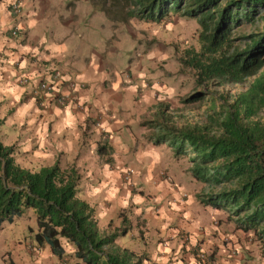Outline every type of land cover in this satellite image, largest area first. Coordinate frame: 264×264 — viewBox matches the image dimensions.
Returning <instances> with one entry per match:
<instances>
[{"label": "crops", "instance_id": "obj_1", "mask_svg": "<svg viewBox=\"0 0 264 264\" xmlns=\"http://www.w3.org/2000/svg\"><path fill=\"white\" fill-rule=\"evenodd\" d=\"M10 2L0 0V143L14 148L16 163L29 170L56 162L76 167L78 197L93 207L100 230L127 227L116 245L145 254L143 264H264V255L253 253L251 233L235 229L224 211L198 201L203 185L191 177L188 164L166 144L154 146L147 138L141 124L179 90L164 80L154 88L170 94L152 97V85L131 57L137 47L134 29L121 26L114 36L109 30L87 37L67 34L57 44L47 36L28 38L27 28L37 23V2L23 19L10 13ZM16 25L21 31L13 37ZM53 70L65 81L85 85L72 91L73 102L84 109L48 104L46 96L33 97V85L18 83L21 77L46 79ZM128 169L134 174L126 180ZM140 186L149 189L137 191ZM36 233L31 209L2 223L0 264H77L64 239L65 255L58 258L35 241Z\"/></svg>", "mask_w": 264, "mask_h": 264}, {"label": "trees", "instance_id": "obj_2", "mask_svg": "<svg viewBox=\"0 0 264 264\" xmlns=\"http://www.w3.org/2000/svg\"><path fill=\"white\" fill-rule=\"evenodd\" d=\"M89 1L123 26L131 20L161 24L173 16L197 22L199 49H187L180 58L193 72L196 89L181 103L209 98L205 119L178 126L175 113L160 104L141 126L150 130L154 146L166 144L175 157L188 159L187 171L203 185L198 201L224 211L235 229L251 233L264 255V0ZM248 79L250 85L233 98L222 90ZM80 182L76 167L62 168L59 162L23 168L14 148L0 143V225L31 209L35 241L58 258L65 255L64 239L74 248L77 264L147 261L145 254L116 245L127 227L100 230L95 210L78 197Z\"/></svg>", "mask_w": 264, "mask_h": 264}, {"label": "rangeland", "instance_id": "obj_3", "mask_svg": "<svg viewBox=\"0 0 264 264\" xmlns=\"http://www.w3.org/2000/svg\"><path fill=\"white\" fill-rule=\"evenodd\" d=\"M35 1L38 5L37 23L27 28L25 33H27L28 38L47 36L54 38V42L57 44L67 34L74 36L81 34V36L87 37L93 31L109 30L114 36V30L116 32L117 28L123 26V24L111 23L102 13L93 8L89 0ZM34 5V0H21L22 19L25 18L27 12L32 11ZM126 26L133 28L136 32L137 47L131 57L141 67V70H144L149 85H152V97L170 94L160 92L154 88V85H158L164 80L172 84V87L176 85V89L179 91L171 94V100H167L162 105L168 108V111L175 113L174 122L178 126L202 124L210 107L209 98L193 104L181 103L182 98L190 95L196 89L193 72L182 67L180 58L187 49H199V26L197 22L192 19H179L173 16L169 21L161 24L131 20ZM24 35L22 34V37ZM136 58L140 60L138 61ZM128 59L129 55H126L123 64H121L123 71L127 66ZM251 80L248 79L240 85L229 86L222 90L233 98L238 93L243 92L250 85ZM181 159L188 164L187 159ZM148 186H152V183L149 182ZM141 187H138L137 191ZM147 189L149 188L146 186L142 187L143 191ZM225 220L226 218H224ZM252 239H254L253 236ZM244 240L245 243L249 242V238H244ZM260 246V243L255 241L253 253L262 254Z\"/></svg>", "mask_w": 264, "mask_h": 264}, {"label": "built area", "instance_id": "obj_4", "mask_svg": "<svg viewBox=\"0 0 264 264\" xmlns=\"http://www.w3.org/2000/svg\"><path fill=\"white\" fill-rule=\"evenodd\" d=\"M9 10L12 15L20 17L22 15L21 0H12L9 4ZM19 32L20 25H16L11 29V35L13 37L18 36ZM18 83L21 87L33 85V97L41 100L46 96L48 97V104L54 102L59 107H66L72 104L75 109L85 108V105L78 101L73 102L72 99V91L85 88V85L75 81H65L63 73L59 70L49 72L46 79H41L37 82L30 77H21L18 80ZM132 173L133 172L131 170H128L126 172L125 179L128 180ZM232 255H236L235 250H232Z\"/></svg>", "mask_w": 264, "mask_h": 264}, {"label": "clouds", "instance_id": "obj_5", "mask_svg": "<svg viewBox=\"0 0 264 264\" xmlns=\"http://www.w3.org/2000/svg\"><path fill=\"white\" fill-rule=\"evenodd\" d=\"M12 1V0H11ZM23 12V11H22ZM22 16V15H21ZM20 16V17H21ZM145 122V121H144ZM150 132V130H148L147 132H146V134H147V138L149 139V135H148V133ZM161 145V144H160ZM168 146V145H167ZM180 158H182V157H180ZM184 159H187V158H184ZM187 161H188V159H187ZM188 165H190L189 164V162H188ZM128 170H131L132 172H133V170L132 169H128ZM128 170H126V171H124V174L126 175V172L128 171ZM132 174H134V172L132 173ZM132 176V175H131ZM130 176V177H131ZM124 179H125V177H124ZM130 179V178H129ZM181 199H186V197H187V195H186V193H183L182 195H181Z\"/></svg>", "mask_w": 264, "mask_h": 264}]
</instances>
